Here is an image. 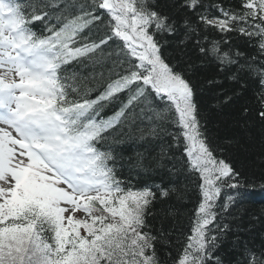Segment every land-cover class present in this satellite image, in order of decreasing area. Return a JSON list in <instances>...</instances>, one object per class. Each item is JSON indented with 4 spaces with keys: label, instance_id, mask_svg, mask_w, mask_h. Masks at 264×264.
<instances>
[{
    "label": "snow or ice",
    "instance_id": "obj_1",
    "mask_svg": "<svg viewBox=\"0 0 264 264\" xmlns=\"http://www.w3.org/2000/svg\"><path fill=\"white\" fill-rule=\"evenodd\" d=\"M253 150L264 0H0V264H264Z\"/></svg>",
    "mask_w": 264,
    "mask_h": 264
},
{
    "label": "trees",
    "instance_id": "obj_2",
    "mask_svg": "<svg viewBox=\"0 0 264 264\" xmlns=\"http://www.w3.org/2000/svg\"><path fill=\"white\" fill-rule=\"evenodd\" d=\"M201 95L204 98L205 104L208 106L209 109H211V105L214 103L212 99V92L210 89L205 86V90ZM234 113L232 109L226 108L222 112L216 109H211L209 112V127L210 128H217L219 127L221 129V134L223 135L225 132H228L231 134L230 129H228V125L232 123ZM125 157L128 155H131L130 150H125L124 152ZM255 156V150L251 154H247V158H245V154L241 153L237 155L236 160H237V165L240 166L241 163H243V166L245 168L246 174L251 178L253 175H255L257 178L260 176V169L264 166L260 165L257 161L254 159ZM119 163L118 162V168H119ZM126 165V160L124 161ZM124 175H127V170L125 167L124 170ZM140 179V178H137ZM256 199H260V196L257 195ZM246 207L249 209L250 212H256L258 213L264 205L261 204H249L246 205ZM259 226V225H258Z\"/></svg>",
    "mask_w": 264,
    "mask_h": 264
}]
</instances>
